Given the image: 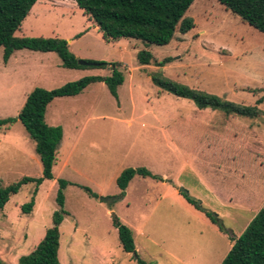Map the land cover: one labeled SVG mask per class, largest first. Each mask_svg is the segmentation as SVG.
<instances>
[{"label":"rangeland","instance_id":"obj_1","mask_svg":"<svg viewBox=\"0 0 264 264\" xmlns=\"http://www.w3.org/2000/svg\"><path fill=\"white\" fill-rule=\"evenodd\" d=\"M183 16L193 27L176 31L165 45L149 44L153 60L140 66L136 51L144 45L132 38L104 40L74 0L33 4L15 36L64 38L78 59L124 64L119 67L124 80L117 98L95 82L47 105L44 121L61 126L63 140L53 178L44 179L35 194V183L21 185L3 207L0 258L6 264H17L51 226L59 209L57 178L69 181L63 189L59 264H137L134 253L121 247L115 219L131 229L144 261L220 264L233 242L229 232L186 204L171 183H182L235 237L264 205V34L217 0H193ZM110 72V66L64 68L54 52L28 49L15 50L6 63L0 47V119L15 118L7 128L0 126L1 187L22 176H41L34 142L16 118L27 94L34 87L49 90ZM153 72L234 103L253 105L262 97L261 114L246 118L199 109L153 83ZM127 167H145L160 179L135 174L122 195L116 177ZM100 197L115 199L107 203ZM31 198L34 204L24 212L21 206Z\"/></svg>","mask_w":264,"mask_h":264},{"label":"trees","instance_id":"obj_2","mask_svg":"<svg viewBox=\"0 0 264 264\" xmlns=\"http://www.w3.org/2000/svg\"><path fill=\"white\" fill-rule=\"evenodd\" d=\"M101 32L106 41H116L120 38L139 40L144 48L136 51V59L140 65H148L153 60L152 53L146 48L149 44L165 45L176 31L185 33L193 27V20L183 16L193 0H74ZM224 8L237 15L242 21L264 34V0H217ZM36 0H0V47H3V61L6 62L15 50L29 49L40 52H54L64 68H105L111 67L109 75H87L77 80L69 81L54 89L34 87L26 96L16 118L23 124L26 132L34 142L35 152L41 162V176H22L18 181L0 186V216L5 203L12 194L18 192L21 185L33 182L36 187L44 179L53 178V164L56 150L62 139V127L48 125L44 121L47 105L56 97L74 96L81 93L88 85L103 82L109 93L117 98V88L123 83L124 75L119 68L120 63H106L98 60H86L92 64L78 63V58L69 49L64 38L43 36H15V31L28 15ZM169 57L164 58L161 66ZM151 80L162 90L175 96L187 98L194 102L197 108L219 110L225 115L253 118L261 114L258 97L253 105L234 103L215 94L207 93L187 85L162 78L158 72L151 73ZM264 92V88L261 89ZM14 117L0 119V126L8 127ZM135 174L142 177L150 176L160 179L145 167L124 168L116 177V185L124 194L128 182ZM58 188L56 203L58 210L52 214V224L45 230L41 240L29 253L20 255L17 264H59L57 251L59 248V224L66 211L63 189L69 181L57 178ZM89 195L96 196L87 186H81ZM183 197L215 223L218 228L230 235L233 241L220 264H264V205L254 214L243 231L233 236L223 225L217 223L218 215L201 208L188 194L180 192ZM34 204V199L21 206L28 212ZM118 239L125 252H133L137 264H154L141 259L135 252L131 229L115 219ZM0 264H6L0 258Z\"/></svg>","mask_w":264,"mask_h":264},{"label":"crops","instance_id":"obj_3","mask_svg":"<svg viewBox=\"0 0 264 264\" xmlns=\"http://www.w3.org/2000/svg\"><path fill=\"white\" fill-rule=\"evenodd\" d=\"M37 1V0H36ZM95 28H97V26L95 25ZM70 42L72 41V40H69ZM69 44V43H68ZM147 48V47H146ZM29 50V49H28ZM139 50V49H138ZM34 51V50H33ZM15 51H13V53H14ZM13 53L9 56V58L7 59V61H6V63L7 62H9V60L13 57ZM121 63V62H120ZM124 66V64H120V66ZM140 66H144V65H140ZM69 69H72V68H69ZM103 76H105V75H103ZM103 83V82H102ZM104 84V83H103ZM105 85V84H104ZM80 94V93H79ZM78 95V94H77ZM74 96H76V95H74ZM61 97H72V96H61ZM57 98V97H56ZM55 99V98H54ZM25 101V100H24ZM24 103V102H23ZM23 105V104H22ZM47 108V107H46ZM204 109H206V108H204ZM46 111V110H45ZM170 117L172 118V119H174V117L172 116V115H170ZM190 119V118H189ZM193 119H196V118H193ZM191 120V119H190ZM214 133H216V132H214ZM218 137H219V140L221 139V133H220V131H219V133H218V135H217ZM31 139V138H30ZM214 139H216V137L214 138ZM62 140H63V129H62V139H61V142H62ZM77 140V137H76V139H75V141ZM60 142V143H61ZM72 143V142H71ZM73 145H75V143H73ZM72 145V146H73ZM221 148V147H220ZM219 148V151L221 150ZM65 164H67V162H64ZM63 163V164H64ZM196 163V166L197 167H199V163L198 162H195ZM211 167V166H210ZM175 188H176V194H181L180 193V191H179V187H184L183 186V184L182 183H179V182H177V183H171ZM182 197H183V195H181ZM184 198V197H183ZM185 199V198H184ZM186 200V199H185ZM186 202V204H189L190 206H194V205H192V204H190L187 200L185 201ZM201 203V202H200ZM195 207V206H194ZM196 208V207H195ZM204 213V212H203ZM205 214V213H204ZM206 216V215H205ZM207 217V216H206ZM208 218V217H207ZM209 219V218H208ZM210 220V219H209ZM211 221V220H210ZM250 221V220H249ZM220 230V229H219ZM230 247H231V245H230ZM230 249V248H229ZM228 249V250H229ZM227 253V252H226ZM224 258V257H223ZM222 258V259H223ZM222 261V260H221Z\"/></svg>","mask_w":264,"mask_h":264},{"label":"water","instance_id":"obj_4","mask_svg":"<svg viewBox=\"0 0 264 264\" xmlns=\"http://www.w3.org/2000/svg\"><path fill=\"white\" fill-rule=\"evenodd\" d=\"M78 63L83 64V65H90V64H92L90 62H87L86 60H81V59H78ZM179 191L182 192V193L188 194L187 193V190L185 188H183V187H179ZM189 197L191 199H194L197 205H200L201 206V203H200L199 200H197V199H195L194 197H191V196H189ZM100 199L102 201L107 202V203H111L115 199V197H100ZM212 215L216 217L217 214L216 213H212ZM217 223L223 225L222 221L219 218L217 219Z\"/></svg>","mask_w":264,"mask_h":264}]
</instances>
